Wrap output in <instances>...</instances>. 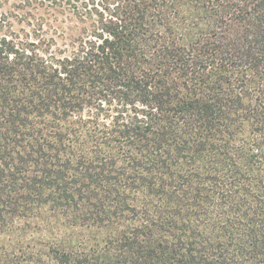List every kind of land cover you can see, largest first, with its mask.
<instances>
[{"label": "trees", "instance_id": "trees-1", "mask_svg": "<svg viewBox=\"0 0 264 264\" xmlns=\"http://www.w3.org/2000/svg\"><path fill=\"white\" fill-rule=\"evenodd\" d=\"M111 2L0 28V264H264V0Z\"/></svg>", "mask_w": 264, "mask_h": 264}, {"label": "rangeland", "instance_id": "rangeland-1", "mask_svg": "<svg viewBox=\"0 0 264 264\" xmlns=\"http://www.w3.org/2000/svg\"><path fill=\"white\" fill-rule=\"evenodd\" d=\"M109 3L111 0H0V28L15 32L42 29L43 35L55 38L61 47L65 37L76 36L95 20L94 10L101 11Z\"/></svg>", "mask_w": 264, "mask_h": 264}]
</instances>
